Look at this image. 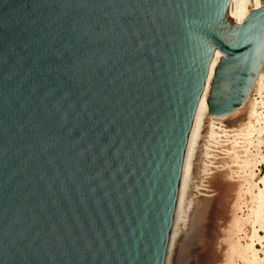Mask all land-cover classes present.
I'll list each match as a JSON object with an SVG mask.
<instances>
[{
    "label": "water",
    "instance_id": "water-1",
    "mask_svg": "<svg viewBox=\"0 0 264 264\" xmlns=\"http://www.w3.org/2000/svg\"><path fill=\"white\" fill-rule=\"evenodd\" d=\"M0 0V264H165L209 66L232 114L264 3Z\"/></svg>",
    "mask_w": 264,
    "mask_h": 264
},
{
    "label": "rangeland",
    "instance_id": "rangeland-1",
    "mask_svg": "<svg viewBox=\"0 0 264 264\" xmlns=\"http://www.w3.org/2000/svg\"><path fill=\"white\" fill-rule=\"evenodd\" d=\"M242 114L200 127L183 193L192 203L171 264H264V107Z\"/></svg>",
    "mask_w": 264,
    "mask_h": 264
},
{
    "label": "bare ground",
    "instance_id": "bare-ground-1",
    "mask_svg": "<svg viewBox=\"0 0 264 264\" xmlns=\"http://www.w3.org/2000/svg\"><path fill=\"white\" fill-rule=\"evenodd\" d=\"M259 1L260 0H231L230 16H231L232 20L234 21L237 29H239L241 27V25L244 23L245 19L247 18V16L249 15V13L252 10L258 9L263 5L264 2L260 3ZM250 6H252V7L250 8ZM219 63H220V57L218 56V54H215L211 59L205 90H204L203 97L201 99V102H200V105L198 108L196 120H195L194 127H193V132L191 135L189 149H188L187 157H186V167H185L183 187H182V191H181L178 209H177L176 216H175L174 227H173V231H172V235H171V239H170V244H169L165 264H171L172 255H174V253H175L174 248L179 243L178 242L179 238L181 237L182 233L185 231V226H186V218L185 217L188 214V211L190 208V203H192V202H191L190 198L183 200L184 185H185L186 179L188 177L191 159H192L193 153H194V147H195V144L197 142V137H198V134L200 132V127H201L202 123H205V125L207 127H209L210 125L216 126L219 123H223L225 120H228V119L232 118L233 116H238L241 113H243V114L240 115L239 119L241 117L248 119L246 117H248L249 115L252 114V112H253V110L257 104H260V106L262 105L264 107V66H263V68L260 71L258 78H257V80H256V82L252 88V91H251L248 99L246 100V102L241 107H239L235 112H233L234 114L232 113L230 115L223 116V117H217V116L211 115L209 113L207 98L211 92V87H212L213 79H214V72H215V69ZM252 95H256L257 98H260V100L257 101V99L253 98ZM207 168H206V170H207ZM200 190H201V192H199V195L204 197V195H206L207 191L204 188H201ZM200 199H202V198H200ZM176 242H178V243H176Z\"/></svg>",
    "mask_w": 264,
    "mask_h": 264
}]
</instances>
